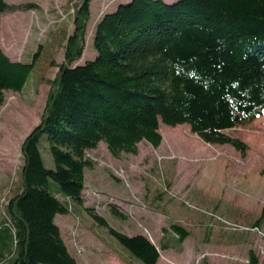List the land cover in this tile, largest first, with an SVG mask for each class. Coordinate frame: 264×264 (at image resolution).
<instances>
[{"label":"trees","instance_id":"1","mask_svg":"<svg viewBox=\"0 0 264 264\" xmlns=\"http://www.w3.org/2000/svg\"><path fill=\"white\" fill-rule=\"evenodd\" d=\"M89 6H74L64 59L21 143L19 179L0 217V264H77L54 217L69 212L64 200L82 204L84 170L92 166L85 152L100 142L115 157L136 155L143 140L160 145L161 124H186L206 143L228 144L244 157L248 144L224 130L247 126L264 110V0H120L96 20L94 54L80 61ZM34 7L0 0V14ZM33 64L0 48V104L5 90L23 89ZM84 209L142 264H156L159 248L189 235L172 224L173 236L157 246ZM263 217L264 204L252 228ZM247 253L248 264H259Z\"/></svg>","mask_w":264,"mask_h":264},{"label":"rangeland","instance_id":"2","mask_svg":"<svg viewBox=\"0 0 264 264\" xmlns=\"http://www.w3.org/2000/svg\"><path fill=\"white\" fill-rule=\"evenodd\" d=\"M4 1L35 5L0 14V48L13 60L34 64L23 89L5 90L0 104V217L12 182L19 179L21 143L40 119L57 64L64 59L74 6L81 2ZM118 1L90 0L80 61L94 54L96 20ZM224 132L248 144L244 157L228 144L206 143L186 124H161L160 145L143 140L136 155L115 157L103 142L87 150L92 166L84 170L82 204L64 200L69 212L54 217L77 264H142L84 206L112 228L142 233L157 246L173 236L170 225L186 228L189 235L181 244L170 240V247L159 248L156 264H248V249L264 264V217L260 227L250 225L264 204V110L249 125ZM43 153L50 164L48 152ZM111 206L123 217L111 212Z\"/></svg>","mask_w":264,"mask_h":264},{"label":"crops","instance_id":"3","mask_svg":"<svg viewBox=\"0 0 264 264\" xmlns=\"http://www.w3.org/2000/svg\"><path fill=\"white\" fill-rule=\"evenodd\" d=\"M18 61V60H17Z\"/></svg>","mask_w":264,"mask_h":264}]
</instances>
